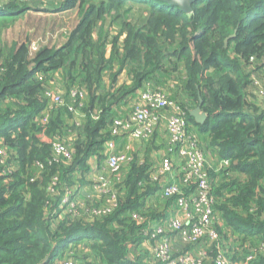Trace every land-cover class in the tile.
I'll return each mask as SVG.
<instances>
[{
	"label": "trees",
	"instance_id": "1",
	"mask_svg": "<svg viewBox=\"0 0 264 264\" xmlns=\"http://www.w3.org/2000/svg\"><path fill=\"white\" fill-rule=\"evenodd\" d=\"M58 1L55 11L78 8L79 20L62 45L36 50L29 40L9 47L1 37L40 7L34 0H0V264H60L67 255L79 264H93L84 260L87 249L99 264H164L140 263L143 255L147 259L141 246L149 221L163 211L170 215L178 195L149 207L146 197L159 187L148 183L150 163L135 158L118 207L99 214L94 210L100 201H94L87 176L89 160L104 157L115 108L132 100L148 81L167 87L219 158L231 160L221 172L225 180L213 187L215 212H223L229 232L217 219L216 226L232 245L228 256L237 260L243 251L253 252L264 239V106L251 99L247 88L254 75L264 74V0H196L190 13L161 0ZM136 3L146 7L127 17ZM107 19L117 26L116 35L96 38ZM180 66L185 75L165 78L168 67L178 71ZM59 74L68 101L56 107L46 95H64L54 77ZM200 98L209 116L203 125L189 114ZM69 105L84 115L81 123L74 122L73 138L65 134V115L73 113ZM57 140L72 143L70 160L54 153ZM237 172L246 175L243 181L233 177ZM69 191L77 196L73 209L63 201ZM133 211L141 212L143 220L134 219ZM144 211L158 212L145 216ZM133 248L140 260L130 252ZM208 253L211 258L204 264H214L215 251L209 248ZM251 264H264V253Z\"/></svg>",
	"mask_w": 264,
	"mask_h": 264
},
{
	"label": "built area",
	"instance_id": "2",
	"mask_svg": "<svg viewBox=\"0 0 264 264\" xmlns=\"http://www.w3.org/2000/svg\"><path fill=\"white\" fill-rule=\"evenodd\" d=\"M32 49L36 47L32 46ZM72 95L76 97L77 90H73ZM46 96L51 106L52 104L56 107L65 106L62 95L48 92ZM125 106L116 109L115 117L109 127L111 137L103 148L104 163L101 169L97 166L96 171L91 172L93 189L103 197L101 206L94 211L99 214L111 213L118 207L119 195L124 194L123 179L118 178L117 175L124 166L130 165L135 157H132L128 150L119 151L117 140L125 136L133 140L132 145L134 142L146 143L150 138H154L155 132H159L167 139V143L166 145V141L163 143V150L157 161L149 158L148 183L159 188L146 197L147 204L152 207L156 199L166 200L176 195L178 199L171 214L166 217L165 223H157L154 227L151 238L156 241L152 244L154 248L150 250L149 259L164 264H204L211 258L208 253L211 248L215 251L214 264L254 263L258 254L264 253V239L253 252L239 254V258L234 260L232 256L227 255L225 240L216 226L217 198L213 193V187L217 179L209 169L220 174L230 168L231 161L221 159L216 167L207 165L204 149L200 146L199 133L188 121L186 112L169 93L167 87H156L148 81L137 91L128 106ZM122 107L125 108L119 113ZM69 109L76 112L72 105H69ZM48 115L49 110L43 116L46 119ZM81 115L84 117L83 114ZM150 141L154 143L156 140ZM54 153L70 160L73 155L72 143L57 140L54 143ZM158 164L160 166H157ZM38 166L40 169L44 168L41 163H38ZM99 170L101 172H98ZM177 173L178 175H175ZM112 175H116L118 179L115 183L110 179ZM69 193L70 195L63 201L65 206L68 205L73 209L78 203L77 196L72 197V191ZM182 210L186 214V220L176 217V211ZM131 216L140 221L144 218L139 211L131 212ZM175 237L188 247L180 255H176L174 251ZM66 252L69 254L72 249ZM63 260L60 264H79L72 258Z\"/></svg>",
	"mask_w": 264,
	"mask_h": 264
},
{
	"label": "rangeland",
	"instance_id": "3",
	"mask_svg": "<svg viewBox=\"0 0 264 264\" xmlns=\"http://www.w3.org/2000/svg\"><path fill=\"white\" fill-rule=\"evenodd\" d=\"M2 2L4 3L5 1H2ZM34 2H36L34 6H39L41 10H35V9L29 10L22 19L18 20V22L15 23V25L5 30L1 37V40L4 45H6L7 43L8 46L10 47L16 41L20 43L21 41L29 40V42L32 43V46L36 47V50H37L40 45L42 46L49 45V46L57 47V46L62 45L66 41L67 35L69 34V32L73 29V27L76 25V23L79 20V9L77 8L75 10H71L68 12H58L54 10V7L59 2L58 0H34ZM143 7H146V5L136 3L135 6H133L134 8L133 14L129 16L127 15V17L134 18L135 17L134 12H138L139 10L143 9ZM117 30H118L117 26H112L110 23V20L107 19L105 20L102 28L98 26L96 33H95V37L98 38V35L102 33H103L104 38H106L107 34L114 36L116 35L115 33L117 32ZM108 47H110V45ZM183 75H185L184 66H180L178 71L171 67H168V72L166 73L165 78L168 80L175 81V79H179V77H182ZM54 77L57 78L59 82L58 85L64 92V95L63 93H60V92H58L57 94L62 95L64 102L68 101L67 92H66V84L64 82L63 76L59 74ZM50 86L52 87L53 90L58 91V87L55 83H50ZM247 91L250 93L251 99L256 100V101L259 99V101L261 102L259 104L264 106V74L260 72L254 75L252 77V83L247 88ZM82 103H86V97L82 98ZM128 104H129V100H126L124 103L118 105L115 108V111L121 106H125V105L128 106ZM125 107H123L122 110L119 111V113H121ZM82 113L83 112L78 107V110H76V112L73 111V113H71L72 116L70 114L65 115V117L67 118L66 123L68 125L65 131V134L67 135V137L73 138L72 134L74 131H71V130L75 126L74 122H78V123L82 122L83 120V116L81 115ZM69 131H71V136H69ZM203 134L204 135H201V134L199 135V141H200V146H202L204 149L206 163L209 167L211 166L215 167L214 163L217 161L219 157V153L216 149L211 147L210 142H209V137L205 135V133ZM154 135L155 137L153 138V140H156L161 143L166 141L163 135L160 134L159 132L158 133L155 132ZM156 141L154 143H151L150 140L147 141L146 143L140 142L139 146L135 148L136 149L135 158L138 162H140L138 160V157H140L142 161H146L147 157H151L152 160L153 159L156 161L158 160V157L163 150V144H155ZM93 158L95 159V161H93ZM93 158L91 159L93 168H95L94 164H96L99 167L104 163L103 156L101 158L102 161L101 160L98 161L99 160L98 155H94ZM157 166H160V164H158ZM174 167H176V164H174ZM182 167L184 166L182 165ZM213 173H214V177L217 179V184L220 185L225 180V174H222V173L218 174L217 172H213ZM238 173L240 172L233 173L232 174L233 177L237 175L235 179L236 180L239 179L240 181H243L246 175L242 173L240 174ZM175 175H178V173ZM110 179L112 183H115L118 180L116 175L110 176ZM160 181L162 182V180ZM116 187H113V188H116ZM92 194H93L94 201L96 202V200H99L100 201L99 205H101L103 201V197H101V195L96 191H93ZM163 200L165 199L163 198ZM156 202H159V201L158 200L155 201L154 204H156ZM218 211L220 210L219 209L216 210V219L221 221L223 228H226L227 232H229L228 226L225 223L226 220L223 218V215H224L223 212H218ZM156 212L157 211L155 212L144 211L145 216H147L148 213H151L153 215ZM91 219H92V216H91ZM236 237L239 238V241H243L244 243L250 244V241L248 238H240L239 236H236ZM174 240H175L174 251L180 252V253L185 252L186 248H188L187 245L184 242L178 240L176 237L174 238ZM228 244H231V243L225 240V246L227 249L231 248L232 246L230 245L229 247L227 246ZM144 246H150L151 248V245L146 244L144 242L143 245L141 246L144 252H147ZM153 248L154 247H152V250ZM236 251H241V249L237 248L235 252ZM130 252L133 253L137 259L139 260L141 259L137 257L138 251H136L135 248H133V250H131ZM83 253H85L83 254L85 257L84 260L90 261L93 264H99V262L97 263V255L93 254L91 249H87L83 251ZM230 253L233 254V251L232 252L230 251ZM67 257L68 255L65 256L64 258L66 259ZM142 258L143 259L141 260L140 263H143L145 260H147L145 255H143ZM59 261L60 259L58 260V262ZM63 261L64 260H62L61 263Z\"/></svg>",
	"mask_w": 264,
	"mask_h": 264
},
{
	"label": "crops",
	"instance_id": "4",
	"mask_svg": "<svg viewBox=\"0 0 264 264\" xmlns=\"http://www.w3.org/2000/svg\"><path fill=\"white\" fill-rule=\"evenodd\" d=\"M123 108V107H122ZM162 132H164V131H162ZM155 137V136H154ZM149 140H153V139H149ZM132 139H129V138H126L125 136L124 137H121V138H119L118 140H117V142H118V146H117V149L119 150V151H126V150H128L129 151V153H130V155L132 156V157H135L136 156V151H135V148L137 147V146H139V143H136V142H134L133 143V145H132ZM164 142H158V141H156V143L155 144H163ZM166 143H167V139H166V142H165V145H166ZM165 147V146H164ZM93 158V157H92ZM91 158V159H92ZM150 157H147V162L148 163H150V159H149ZM91 159L89 160V163H90V171L87 173V176L91 179V176H92V174H91V172L92 171H96V168H97V165L96 164H94L95 165V168H93V166H92V161H91ZM138 160L140 161V163H142V162H145V161H142L141 159H140V157H138ZM93 161H95V159L93 158ZM102 161V160H101ZM98 164V163H97ZM101 164V163H100ZM99 164V165H100ZM103 165V164H102ZM101 165V166H102ZM101 166H99V169H101ZM128 168H129V165H126V166H124L123 167V169L121 170V172L120 173H118V178H121V179H123V181H124V179H125V177H126V175H127V173H128ZM98 172H101V170H99ZM87 194V193H86ZM159 201L162 205H164L163 204V200L162 199H156L155 201ZM162 206H159V208H158V211H159V209L161 208ZM157 211V212H158ZM162 210H160V212H161ZM166 212L165 211H163V216L162 217H160V218H155V219H152V220H150L149 221V225H150V230L149 231H147L146 232V236H145V239H143V242H142V245H143V243L145 242L146 244H149V245H151V248H152V244H154L155 243V241L156 240H154V239H152L151 238V234L153 233V231H154V227H155V225L157 224V223H165V219H166ZM176 217L178 218V219H180V220H186L187 219V217H186V214H185V212L182 210V211H176ZM144 248H145V250L148 252V254H147V259H149V257H148V255H149V253H150V250H151V248H150V246H144ZM150 248V249H149Z\"/></svg>",
	"mask_w": 264,
	"mask_h": 264
},
{
	"label": "water",
	"instance_id": "5",
	"mask_svg": "<svg viewBox=\"0 0 264 264\" xmlns=\"http://www.w3.org/2000/svg\"><path fill=\"white\" fill-rule=\"evenodd\" d=\"M165 3H169L173 6L179 7L182 11L190 13L192 11V4L196 0H161ZM227 42V39H226ZM202 99L200 98V104L195 108L189 110V114L194 118L195 122L199 125H203L208 120V114L202 109Z\"/></svg>",
	"mask_w": 264,
	"mask_h": 264
},
{
	"label": "clouds",
	"instance_id": "6",
	"mask_svg": "<svg viewBox=\"0 0 264 264\" xmlns=\"http://www.w3.org/2000/svg\"><path fill=\"white\" fill-rule=\"evenodd\" d=\"M193 127H194V128L196 129V131L199 133L198 129H197L194 125H193ZM199 135H200V133H199ZM208 144H209V143H208ZM208 144H207V145H208ZM219 157H220V156H219ZM219 157H218V159H217V162H219V161L222 159V158H219ZM223 159H224V158H223ZM229 160H230V159H229ZM230 161H231V160H230ZM222 172H223V171H222Z\"/></svg>",
	"mask_w": 264,
	"mask_h": 264
}]
</instances>
